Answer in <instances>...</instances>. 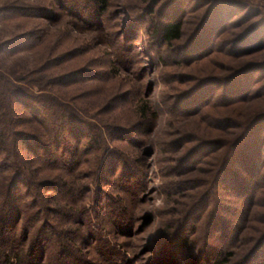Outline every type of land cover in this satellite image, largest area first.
Wrapping results in <instances>:
<instances>
[{
    "label": "rangeland",
    "instance_id": "obj_1",
    "mask_svg": "<svg viewBox=\"0 0 264 264\" xmlns=\"http://www.w3.org/2000/svg\"><path fill=\"white\" fill-rule=\"evenodd\" d=\"M98 9L0 0V75L17 92V125L0 144V215L15 183L30 207L16 222L23 251L41 239L39 262L53 264V231L67 220L93 264H264V0ZM168 22L182 37L164 44L154 31ZM174 235L188 249L170 248Z\"/></svg>",
    "mask_w": 264,
    "mask_h": 264
},
{
    "label": "trees",
    "instance_id": "obj_2",
    "mask_svg": "<svg viewBox=\"0 0 264 264\" xmlns=\"http://www.w3.org/2000/svg\"><path fill=\"white\" fill-rule=\"evenodd\" d=\"M95 5L99 7L98 11L101 12L104 10V7L108 4L109 0H91ZM182 31L183 27L181 23H174V22H168L165 24L162 28H159L155 30L154 32L156 33V37H161V41L164 44H171L173 42L179 41L182 37ZM14 77V76H13ZM15 78V77H14ZM17 79V78H16ZM23 81V80H22ZM28 85H31L28 83ZM16 86L14 81L10 78V76H3L0 75V144L1 145H7L6 143L8 140V136H10V131L11 128L13 130V127L16 126V119L11 118V115L13 114V108L14 104L17 103L16 100ZM26 100H31L32 97L31 95H22ZM28 98V99H27ZM21 103V102H20ZM59 104V102H58ZM60 105V104H59ZM62 105V104H61ZM62 107V106H61ZM72 119L74 121H81L79 119H75L77 114H74L73 111L70 112ZM61 124L64 125L62 127L63 132L60 133L63 135L65 132H68V129L66 130L65 124L67 125V121L71 122V118H67V114H63L61 116ZM61 125V126H62ZM10 128L8 130V128ZM70 131V130H69ZM74 132V131H73ZM11 139H18L17 142L20 140L23 141V138L20 139V136L22 134H18L16 137L14 133H11ZM57 138L59 137V134L56 136ZM99 141V138H97ZM27 142L25 146L30 149L33 147V145L28 147L30 144H33L35 142ZM15 144H17L15 142ZM42 142H38L36 140V145L37 147L43 146L41 145ZM34 148V147H33ZM47 149V148H46ZM45 149V150H46ZM35 150V149H31ZM236 150V149H234ZM238 150V149H237ZM233 151L230 153V155L234 152L235 155L239 158L245 159L247 158V154L242 151ZM45 153L47 154L48 157H52L50 150H46ZM51 159V158H49ZM20 158H16V162H18V171L17 176L15 178V181L17 183H26V176L25 172L23 171V168L20 166ZM248 163V161H247ZM252 165V163H251ZM248 169V168H247ZM225 173L226 175L230 172L229 169L226 170L225 168ZM250 171V170H249ZM32 183V182H30ZM29 184V183H28ZM17 185V184H16ZM33 186V184H31ZM29 184V186H31ZM68 184H64V186H67ZM36 186V185H34ZM8 190V189H7ZM87 190L86 186H79L78 189L75 191L79 192L80 195L84 194ZM21 192L19 191L18 186H15V183L11 185V188H9V191H7V195L4 197V201L2 204V209H1V215H0V264H42V262H39V258L43 259V252H42V247H41V239H37L36 244H31L27 250L23 251L22 247V239L17 237L15 235V229L17 227V219L19 216L24 214L22 212V207L29 209L26 204L24 206H21L22 198H21ZM72 193H69V196L72 197ZM68 211V210H67ZM84 211L80 213V215L83 214ZM77 214V216H80ZM63 216H65V219H73L75 218V214H73L72 210H69V212H63ZM83 216V215H82ZM36 215H31L29 218L31 223L34 221V218ZM71 220V221H72ZM66 223V224H65ZM64 225L62 226L63 228L58 231H53L55 237L58 239L59 243V254L53 262V264H93L92 262H89L87 260H84L82 258L81 253L82 250L78 251V247L81 246V243L83 242V236L79 235V231H72L71 229H68L65 227H68L67 225H71L67 220L65 221ZM87 229L91 231V227L88 226ZM42 230V229H41ZM43 233V231H41ZM45 240L43 239L42 242ZM22 247V248H21ZM169 247L174 249V250H186L189 247V242L187 239L179 236V235H174L169 243ZM79 249H81L79 247ZM114 249H110L108 246L105 247L104 255H106L107 259L105 258L106 261L112 259L114 257ZM39 255V256H38ZM43 261V260H42ZM115 264V263H114ZM218 264H223L218 263Z\"/></svg>",
    "mask_w": 264,
    "mask_h": 264
}]
</instances>
